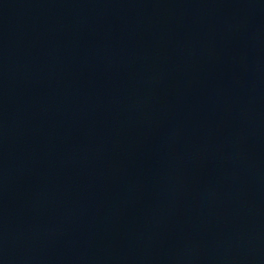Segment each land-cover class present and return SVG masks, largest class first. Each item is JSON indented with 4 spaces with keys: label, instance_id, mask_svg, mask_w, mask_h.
<instances>
[{
    "label": "built area",
    "instance_id": "1",
    "mask_svg": "<svg viewBox=\"0 0 264 264\" xmlns=\"http://www.w3.org/2000/svg\"><path fill=\"white\" fill-rule=\"evenodd\" d=\"M166 1L0 0V264L34 263L22 241L36 222L56 220L38 264H138L151 258L153 245L171 240L166 226L175 205L154 198L152 153L133 137L139 131L130 116L111 119L119 111L157 113L151 66L141 58L156 25L151 6ZM181 3L190 7L188 20L170 28L188 35L166 49L168 57L187 61L192 88L207 86L210 58L219 68L233 60L242 73L264 64V0ZM53 98L92 111L63 157L30 170L24 154L44 150ZM255 104L241 91L225 114L213 115L218 125L247 120L248 130L238 138L233 167L242 241L209 244L214 264L238 257L241 264H264V99ZM182 117L194 127L203 123L191 104ZM159 135L161 143L174 141L169 127ZM221 145L210 140L194 157L212 161ZM24 253L27 263L19 259Z\"/></svg>",
    "mask_w": 264,
    "mask_h": 264
},
{
    "label": "crops",
    "instance_id": "2",
    "mask_svg": "<svg viewBox=\"0 0 264 264\" xmlns=\"http://www.w3.org/2000/svg\"><path fill=\"white\" fill-rule=\"evenodd\" d=\"M238 1L194 0V3L229 6ZM175 2L170 0L151 6L150 17L156 25L141 58L151 66L152 84L159 103L156 115L121 111L116 114L130 116L136 124L134 129L146 133L156 186L175 205L166 226L173 236L163 248L153 245L152 259L157 261L156 264H214L206 256L209 244L239 245L242 241L233 167L238 138L248 130L247 120L231 126L218 125L213 115L225 114L241 91L254 96L264 95V64H253L242 73L240 65L233 60L219 68L216 60L210 58L207 86L192 88L187 61L167 55L169 42H178L174 37L183 40L188 35L187 31L176 32L170 28L172 22L188 20L190 7L180 1L177 6ZM197 56L204 55L190 53V57ZM187 104H191L195 113L203 118L200 126L194 127L184 121L182 110ZM260 124L264 122L260 121ZM166 127L173 129L172 143L159 140L160 130ZM210 140H219L222 144L215 159H196L194 155L206 150ZM45 150L46 145L40 153L45 155ZM249 251L253 255L251 248ZM241 262L238 257L228 264Z\"/></svg>",
    "mask_w": 264,
    "mask_h": 264
},
{
    "label": "rangeland",
    "instance_id": "3",
    "mask_svg": "<svg viewBox=\"0 0 264 264\" xmlns=\"http://www.w3.org/2000/svg\"><path fill=\"white\" fill-rule=\"evenodd\" d=\"M176 5L178 6L179 1L181 2V0H175ZM262 71V70H261ZM66 102L62 104L61 109L59 111V119L60 120H65L67 118L66 116V111H67V107H69L70 102L65 100ZM72 103V102H71ZM75 109L84 112V113H88L92 111V107L90 106H83V105H79V104H75ZM125 118V115L122 114H111V119L113 122H119L122 121ZM261 122H264V118L261 120ZM53 124H51L50 120H48L46 127H45V134H46V139L47 137H51L52 139H54L55 137H57V149H59L60 151H65L69 145L72 142V138L71 135L69 134L68 136H63V138H61V134H59V132H57L56 130L53 129ZM62 125V123H61ZM63 126V125H62ZM59 129V128H57ZM145 133V132H144ZM143 132H140L139 134L136 132V134H133L134 138H138L143 140L144 142H146V138ZM24 159H25V163L28 167V169L33 170L36 169L38 167L43 166L46 163L45 160V155L42 153H40L39 151H29L27 153L24 154ZM158 201L160 204H162V200L159 199L158 197ZM56 224V220L53 221H44V222H36V223H29L27 225V228L25 229L24 232V237H23V248L26 250H30L33 249V256H31L32 260L34 263L32 264H38V259L43 258V254L45 252L46 249V244L49 240V236L47 235L46 231L52 226ZM249 256L250 258L253 260V255L252 253L248 250ZM30 257L27 256V253L24 254H20L19 259H21V261L23 263H27L29 262V259H31ZM144 262V264H156L157 261H155L154 259L151 258L148 261H142ZM139 264H143V263H139Z\"/></svg>",
    "mask_w": 264,
    "mask_h": 264
},
{
    "label": "trees",
    "instance_id": "4",
    "mask_svg": "<svg viewBox=\"0 0 264 264\" xmlns=\"http://www.w3.org/2000/svg\"><path fill=\"white\" fill-rule=\"evenodd\" d=\"M263 99H264V95L255 96V103H256L255 105L259 107ZM65 102L66 101L64 99H58V98H53L50 100L48 107V120H50L51 124H53L52 125L53 129L56 131L58 130L57 132H59V134H61V131L64 132L63 135L61 134V138H63L65 134L66 136L70 134L72 138V136L76 133L79 127L80 121L87 113L75 109V107L73 106H75L76 103L73 102L71 103V101H69L70 104L69 107H67V111L65 113L67 118L65 120H60L58 117L59 111L61 109L62 104ZM61 123L63 126L61 125ZM59 127L60 130L57 129ZM56 142H57V137H55L54 139H52L51 137L50 138L47 137L46 139V150H45L46 163L63 157L66 152V150L60 151L59 149H57ZM153 192H154V198L157 202H159L158 197L162 201L165 199V196L159 191V188L157 186H154Z\"/></svg>",
    "mask_w": 264,
    "mask_h": 264
}]
</instances>
